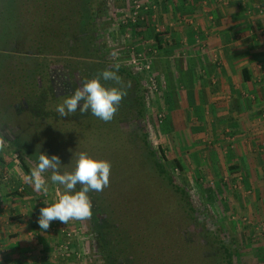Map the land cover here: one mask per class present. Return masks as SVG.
Masks as SVG:
<instances>
[{
	"label": "trees",
	"instance_id": "1",
	"mask_svg": "<svg viewBox=\"0 0 264 264\" xmlns=\"http://www.w3.org/2000/svg\"><path fill=\"white\" fill-rule=\"evenodd\" d=\"M110 1L23 2L17 16L28 24L21 25L20 19H17L19 23L14 29L23 32L17 35L15 31L12 34L14 38L0 56V59L3 58L2 63L7 64L2 72L5 80L0 81V88L3 89L1 95L8 100V104L0 108V113L10 119L0 123V129L10 128L13 117L17 118L14 121L18 123L21 116H13V107L15 109L16 103L25 99L29 111L24 112L29 113L33 124L23 127L10 147L31 164L36 166L38 159L34 151L25 146L35 145L36 153L38 148L42 153L49 154V148H46L42 138H38L36 131L49 133L48 121L65 120L68 128L82 127L84 130L94 124L103 135H109L110 132L117 141L113 147L117 144V148L130 149L136 156L135 160L144 166L141 172L149 167L147 164L151 165L146 171L153 176V186L159 191L158 194L162 193L157 196L158 199L151 201L143 197L139 201L128 198L121 202L118 199L107 202L102 193L88 194L93 202V215L87 220L97 245V264H237L242 256L240 242L237 239L227 242L228 238L199 226L194 198L168 169L164 151L160 149V159L157 151L150 146L146 125L148 90L138 71L119 67L118 75L125 84L130 83L131 86L127 88V96L111 122L105 123L90 111L81 113L77 110L69 116L73 119L70 121L72 125H69L68 117H59L55 111L56 103H62L69 96L58 99L53 94L51 81L56 74L70 79L73 93L81 86L82 80L91 79L105 69L115 70L114 64L107 61L110 45L105 37L101 38L100 33L101 21L108 16ZM25 6L27 9H23ZM102 83L115 86L113 81ZM33 128L35 132L31 134ZM24 136L28 143L24 142ZM18 140H22L25 145L18 143ZM20 161L30 175L29 165L24 160ZM79 188L77 185V190ZM163 194L171 198L163 199ZM156 218L159 220L153 222Z\"/></svg>",
	"mask_w": 264,
	"mask_h": 264
},
{
	"label": "crops",
	"instance_id": "2",
	"mask_svg": "<svg viewBox=\"0 0 264 264\" xmlns=\"http://www.w3.org/2000/svg\"><path fill=\"white\" fill-rule=\"evenodd\" d=\"M148 3L154 7L148 14L158 11L159 18L155 27L141 23L147 39L140 49L157 53L155 70L164 88L156 105L166 114L165 144L183 168L192 165L203 176L221 168L261 190L264 0ZM0 159V264H24L33 246L49 249L60 238L54 234L59 221L47 230L37 223L39 209L55 195L34 191L14 157L0 153Z\"/></svg>",
	"mask_w": 264,
	"mask_h": 264
},
{
	"label": "rangeland",
	"instance_id": "3",
	"mask_svg": "<svg viewBox=\"0 0 264 264\" xmlns=\"http://www.w3.org/2000/svg\"><path fill=\"white\" fill-rule=\"evenodd\" d=\"M24 1L25 0H0V56L2 50L8 43L10 44L12 38H14L12 35L16 31L14 27L16 28V25L19 23L18 20L20 19L17 16V12H19L20 7L23 6L22 4ZM135 1L141 2L145 6L151 7V9L153 7V4H149L148 0ZM132 2L133 0L110 1L108 16H105L101 21V38L103 39V37H105L107 43L110 45L108 49L110 55L107 57V61L114 65H119V67L124 66L134 69L131 64L132 56L134 57V55L137 56L139 54L149 56L151 60H154L150 73L158 76L159 74L155 70L157 53L154 51L150 54H146L141 50L142 48L140 49V47L145 44V39H147L146 36L142 35V24H152L151 26L155 27L154 25L159 18L158 11H156L155 14L152 13V15L140 13L141 19L133 24L132 17L134 9L132 7ZM23 9H27V7L25 6ZM152 11L154 12L153 9ZM20 21L21 25L23 23L26 25L28 24L22 21V19H20ZM148 30H150V28ZM16 32L17 35H20L23 31L17 29ZM136 41L138 43L134 46ZM2 60L3 58L0 59L1 82L5 80L2 72L7 65L3 64ZM15 73L16 72H14V74ZM140 76L144 78L145 86L149 75L140 74ZM2 93L3 89L0 88V108L8 104L7 98L1 95ZM161 97L162 93L154 96L148 93V117L146 125L149 131V143L150 146L157 151L160 159L162 158L160 149L164 151L168 159V169H170L173 176L180 181V184H182L194 198V204L198 210L197 216L199 217V226H205L210 232L218 233L221 237L228 238L227 242L231 241V239H237L242 245L240 248L242 256L237 261V264H264V187L258 191L256 188L250 189L246 186L243 177L223 175L221 168L220 170L211 169L213 172L209 174L205 173L203 176L202 174H197L198 172L196 173L195 167L192 165L189 168L178 167L177 164L179 161L176 158L178 157L176 155L177 152L175 150H170L164 142L165 136H167L164 134L165 127L163 126L166 114L159 110V105H156L157 99ZM158 100L160 101V99ZM19 110L17 111L16 108L14 109L13 107V116L14 114L21 116V118L17 120L18 123L14 121V119H17L16 117L12 118L13 122L10 124L9 131L13 134H19L22 132L23 127H29L33 124L30 122L29 113ZM159 116H161L162 119H159ZM7 120L10 119L3 113H0V123H4ZM67 120H69L70 123L73 119L68 117ZM47 123H49L51 132L44 133L43 130L41 132L36 131V133H38L37 136L39 139L42 138L46 143V148H49L48 156L57 155L60 157L63 170L70 171L73 169L75 154L80 151H85L94 158L106 159L111 162L110 186L105 188L103 192L98 193L104 194V197L107 198V202L116 201L117 199L121 202V200L123 201L128 198L139 201L143 197H145L144 200L148 199L153 201L158 199V195L162 194L161 192L158 194L159 191L153 186L155 182L153 176L146 171V168L151 167V165L147 164L146 166L149 167L144 168L146 173L141 172V168L143 169L144 166L141 165L139 161L135 160L134 157L136 156H133L130 149H124L121 146L117 148V144L116 147H113L117 141L110 132H108L109 135L105 136L94 124H90L89 128L84 130L82 127L79 129L73 127L74 130L71 126H69L70 129L67 127L68 125L65 123V120L64 122L54 120L51 122L48 121ZM17 125L21 128L18 129ZM69 125L72 124L70 123ZM34 128L30 130L31 134H34ZM7 131V128L0 129V139L5 142V147L0 149V153L2 155L5 154L14 157L20 164V160H24L29 165L31 171L35 165L31 164L26 158H21L18 152L11 149L6 141L9 140L8 136L10 137ZM23 140L28 143V139L25 136ZM21 141L22 140L19 142L18 140V143L24 144ZM121 144L123 145V143ZM34 146L27 145L25 147L32 149L38 159L41 151L37 148L36 153V148ZM166 151L169 153L167 154ZM138 158L140 159L139 155ZM142 158L143 156H141V159ZM44 175L48 180L47 194L49 195V193L54 191L53 195H55V202L62 193L63 188L62 186L53 184L50 180V176L47 174ZM156 184L158 183L156 182ZM163 196V199L166 197L171 198L164 194ZM103 218L104 217H102V219ZM149 220L152 221V218ZM158 220L159 218H156L153 222ZM58 228L60 232H54V234H57L60 238L56 240V238L53 237L56 242L54 244L55 247L50 246L48 249L43 246H33L30 255L26 256V263L24 264H97V260L95 259L97 245L95 238L90 232L88 220H70L67 224L60 222ZM153 232L157 234L155 231ZM151 236L153 238L154 234ZM42 237L44 236H41V239ZM36 243H38V239Z\"/></svg>",
	"mask_w": 264,
	"mask_h": 264
},
{
	"label": "clouds",
	"instance_id": "4",
	"mask_svg": "<svg viewBox=\"0 0 264 264\" xmlns=\"http://www.w3.org/2000/svg\"><path fill=\"white\" fill-rule=\"evenodd\" d=\"M113 67L115 70L105 69L91 79L82 80L81 86L56 106L58 116L69 117L77 110L81 113L90 111L105 123L111 122L127 96V88L131 86L118 75L119 65ZM102 81H113L115 86H106ZM4 147L5 142L0 139V149ZM62 166L59 156L40 152L38 162L28 177V182L37 192L47 193L48 180L44 174L49 172L51 182L63 188L55 202L39 209L37 223L41 230H47L53 221L67 224L70 220L90 219L93 202L88 194L103 192L110 186L112 164L106 159H97L80 151L75 154L72 170H62Z\"/></svg>",
	"mask_w": 264,
	"mask_h": 264
},
{
	"label": "built area",
	"instance_id": "5",
	"mask_svg": "<svg viewBox=\"0 0 264 264\" xmlns=\"http://www.w3.org/2000/svg\"><path fill=\"white\" fill-rule=\"evenodd\" d=\"M132 7L134 9L132 21L133 24L137 22V20L141 19V14H148L154 7H147L141 2L133 0ZM153 59V58H152ZM154 60H151L149 56H143L142 54H139L137 56L134 55L131 58V64L133 65L134 69L138 71L141 75H149L147 79L146 89L148 90V93L151 95H159L162 93L164 84L161 80V78L157 75H154L150 73L152 70V64ZM152 74V75H151ZM159 119H162L161 116H159Z\"/></svg>",
	"mask_w": 264,
	"mask_h": 264
},
{
	"label": "flooded vegetation",
	"instance_id": "6",
	"mask_svg": "<svg viewBox=\"0 0 264 264\" xmlns=\"http://www.w3.org/2000/svg\"><path fill=\"white\" fill-rule=\"evenodd\" d=\"M52 85L54 88L53 94L58 98L61 99L63 97H66L67 95H70V93H72L73 87H72V83L70 81V79H67L65 76H63L62 74H56V76H54V78L52 79ZM59 103H56V105H58ZM19 106V108H18ZM16 110L18 111H29V107H28V103L25 99H23L21 101V103L17 104V106H15ZM7 133L10 135V137L8 136L9 140H6L8 142L9 145H11V143H13L16 138H17V134H13L12 132L9 131V127L7 128ZM48 176H51V173H45Z\"/></svg>",
	"mask_w": 264,
	"mask_h": 264
}]
</instances>
